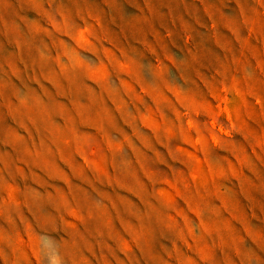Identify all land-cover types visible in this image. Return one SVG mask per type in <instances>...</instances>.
Listing matches in <instances>:
<instances>
[{
  "label": "rangeland",
  "instance_id": "obj_1",
  "mask_svg": "<svg viewBox=\"0 0 264 264\" xmlns=\"http://www.w3.org/2000/svg\"><path fill=\"white\" fill-rule=\"evenodd\" d=\"M0 264H264V0H0Z\"/></svg>",
  "mask_w": 264,
  "mask_h": 264
}]
</instances>
